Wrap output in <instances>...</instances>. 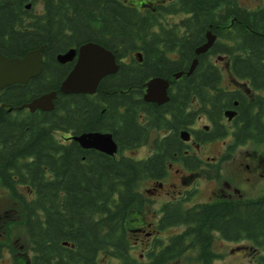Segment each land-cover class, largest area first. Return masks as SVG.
Returning <instances> with one entry per match:
<instances>
[{
    "label": "trees",
    "instance_id": "16d2710c",
    "mask_svg": "<svg viewBox=\"0 0 264 264\" xmlns=\"http://www.w3.org/2000/svg\"><path fill=\"white\" fill-rule=\"evenodd\" d=\"M43 2L44 15L32 17L24 10L25 0H0V53L9 59L23 58L44 47L41 74L24 85L5 88L0 105L19 106L45 93L58 94L52 111L14 115L0 109V186L27 187L32 192L22 225L32 250L39 254L37 263L42 258L44 264H64V258L89 264L98 252L112 251L133 264L127 235L134 224L121 221H131L147 204L143 182L160 180L175 157L183 156L180 131L199 115L217 119L223 108L238 100L242 125L237 143L259 145L263 140L259 113L245 111L249 105L240 101V94L222 88L218 70L206 58L227 55L232 75L251 91L259 88L264 77V7L250 12L238 0H178L182 17L169 25L154 14L135 13L115 3L108 11L93 2L91 7L90 0ZM22 19L29 21L30 29L22 26ZM210 26L220 41L197 58L193 73L172 81L166 103L144 102L145 83L154 77L170 80L172 74L187 70L194 48ZM170 27L185 32L177 35ZM77 38L101 45L118 59L141 51L142 63L120 64L115 74L101 79L94 95H61L58 87L68 66L55 58ZM156 43L173 53L176 45L178 60H165L166 51H158ZM69 132L109 133L118 153L110 157L65 143L59 135ZM147 145L151 149L146 158L123 155ZM185 167L193 171L197 163L186 161ZM13 195L24 203L15 190ZM163 212L164 227L182 226L183 235L193 237L190 241L199 247L196 259L202 264H213L209 252L213 234L229 241H251L262 251L255 264H264V195L219 199L192 209L169 205ZM164 255L158 256L157 264L165 262Z\"/></svg>",
    "mask_w": 264,
    "mask_h": 264
},
{
    "label": "flooded vegetation",
    "instance_id": "af4514ba",
    "mask_svg": "<svg viewBox=\"0 0 264 264\" xmlns=\"http://www.w3.org/2000/svg\"><path fill=\"white\" fill-rule=\"evenodd\" d=\"M90 1H91V7H93L92 5V2H93L94 4H98L100 6V9L102 8L108 11L110 10L109 4L115 3L117 7L119 8L121 7L123 9L125 8L132 9L135 13L149 12L152 15L154 14L157 17L163 19V21L161 22L162 24H167V23L169 25L178 24L179 19L182 17L181 12L178 11V7H179L178 0H90ZM26 5H30L29 9L25 8ZM239 6L242 7L240 4ZM263 7H264V0H260L259 6L254 10L246 9L244 7L242 8L246 9L247 11L254 12ZM36 8H39V10L33 11ZM167 8H172L171 10H169V13L166 12ZM24 10L26 12L29 11L30 16L32 17H42L45 13L44 2L43 0H29V1L25 0ZM182 15L183 17L190 16V14H186V15L182 14ZM22 20H23L22 26H25L26 29H30L29 21L24 20V19ZM226 28L230 29V27H225V29ZM19 29H20V26H18V30ZM158 29L159 28H155L153 32L158 33ZM170 29H172L175 32V34L177 33V35H181L182 33L185 32V28L179 30V29H173L170 27ZM210 29H211V26L209 27V30L203 35V41L200 43L199 46L203 45L206 42V34L208 32L211 33L213 36H215L214 44L220 41V39L216 35H214V33L210 31ZM89 43L95 44L94 42L89 41L87 39L81 40L77 38L75 43L72 44L71 47L67 50V51L69 50L75 51V56L73 60L69 63L60 64L56 61V58H55V61L59 65L68 66V72L66 76L63 78V80L60 82V84L65 80L67 75L70 73V71L76 64L77 59L79 57L80 47L83 45L89 44ZM156 44H159L157 45V47L159 46L158 51L162 53L166 51V54L164 55L165 60L170 61V62L178 60L179 55L176 52L178 51V47H176V45L173 46L174 51H175V53H173L171 52V49H168V50L164 49V45L162 43H156ZM227 44H231V43L227 42ZM118 48L121 49L120 46H118ZM196 48H194L193 50L192 60L194 59V51ZM67 51L60 53V54H65ZM137 54H139L140 57H138ZM204 54H201V55H204ZM142 56H143L142 52L137 51L131 54L130 56L126 55L120 59L116 58L115 56L114 57L119 67L120 64L129 65L132 62L141 64ZM206 59L215 69L218 70L221 78L223 76V72H226L224 76L226 75V79L229 80V85L231 89L227 87L225 90H227L228 92H238L241 96L240 101L244 100L246 105L247 104L249 105L248 106L249 109L245 111H247L248 113H251V110H254L255 113H259L260 124L264 125V77L263 78L261 77L262 85H260V87L257 88L255 91H251V89L248 88L245 81L238 80L235 76L232 75V73L230 72L231 62L227 55L225 56L217 55L216 57H212L211 55H208ZM188 69L189 67L187 68V70L181 71V72H184V74L177 80H180L183 77H189L190 75L186 76L185 74L188 71ZM177 73H174V74H177ZM174 74L171 75L172 80L165 79L170 82L169 85L172 83L173 80H175L173 78ZM59 87H58V93H60ZM144 89H145V85H144ZM144 89H143V93H144ZM52 92H55V91H52ZM78 95H82V94H78ZM65 96H68V95H65ZM37 97L25 103H22L19 106L8 107L7 105H5V107L2 109L7 108L8 112L14 115L17 113L34 115L37 113L40 114L42 112H47V111H40V110H35L34 112H30L27 108L20 109L22 106L30 103L32 100L36 99ZM57 98H58V94L56 95V100ZM239 104L240 103L238 100H234L232 101V103H229L227 107L223 108V110L220 112L217 119L208 118L206 115H199L195 117L192 123L187 126V130H182V131L188 132L189 134L188 141L184 142L180 140V133H181L180 131L179 140L183 144H185V150H184L183 156L175 157L176 158L175 163H171L168 165L162 178L160 180L150 181L151 182L150 190H145L143 193L144 201L147 204L149 203L148 201H155L156 204H158V208L156 209V212L154 213L153 221L150 223L146 221H141L140 219L139 220L135 219L132 221H126V220L121 221L123 224H126V223L134 224L133 225L134 227L132 229H129L128 235H127L128 243H129L127 254L133 259V264H148L149 263L147 262L148 255L151 256L150 264H157L158 256L160 254H165L164 255L165 262L162 264H174V263L188 264L186 259H183V258L188 257L190 255L195 257L194 264H202L201 261H198L196 259L200 253L199 247L196 245V243L190 241V239L193 238L192 236L183 235V232L185 231V229L182 226H169V227L163 226L164 224L162 222V217L164 214L163 209L165 206L177 205V204L180 205L181 208L183 209H192L194 206H197L200 204H206V202L193 203V200H195V196H196L198 188L193 187V186L188 188L186 180L189 177L190 173H196V172H199V170H204L207 167H212V166L217 165V180H219V176L221 174V171H220L221 164L232 160L233 152L238 150L239 147L245 146L249 143L254 144L252 142H245L243 144L237 143L238 131L242 125L241 122L239 123L238 121V115L240 114L238 110ZM1 105H4V104H1ZM228 114H232V117L230 119L227 116ZM202 120L207 122V125H204L201 128V126H199V123ZM86 133H89V132H86ZM162 134L163 133H161V135ZM167 135H168V131L165 134V136ZM59 136H60V139L63 140V142L65 143L73 142V141H70L69 139L71 136H74L71 134V132L67 134H63V136L61 135ZM219 141L221 142L220 151L216 149L214 154L208 155V156H205V153L201 151L203 147L207 145H211V144L216 145L217 142ZM259 145H264V138L259 143ZM259 145H256V146H259ZM222 149H224L223 152H222ZM186 161L188 163L189 162L197 163V169L193 171H188L187 169H185ZM253 162H256V165L254 166L252 175L254 173L258 175L259 177H264V171H261L262 169L260 167V163L262 161L253 159ZM171 168H174V171H173V176L169 178V173H170L169 169ZM246 168H248V166H246ZM172 179L174 180L173 182H172ZM221 181H222L221 183L222 190H220L219 197L215 199L214 201H217L219 199L246 200L243 198V194L241 193V191L237 189V185L233 184L234 182L228 181V180H221ZM168 187H171L172 190H170ZM2 188L7 194L9 193V195L12 196V199L15 202L11 204H8V203L1 204L0 203V264H44V260L42 258H39V262L37 263L36 259L38 258L39 254L32 250L31 244L28 241V238L26 236V233L22 225V223L25 220L24 216H28V214L25 211V206L28 204V201L31 198L30 197V195H32L31 190L27 187H16L15 189H7L4 187ZM14 190L16 191V194L19 195L20 198L24 201V203L18 202L19 199L14 198V195H13ZM216 197H217V194H216ZM212 202H207V204L212 203ZM147 204H145L144 207H146ZM14 211H16L17 216L19 218L21 217L22 234L24 238L26 237V246L21 245L20 248H15L14 245L12 244L14 232H13V222L11 221L10 216L15 214ZM175 228H178L180 231L175 234L169 233V231L174 230ZM132 236L135 237L133 244H131V239L133 238ZM217 239L219 240L217 241ZM228 244H231V245H228ZM217 245H219L220 247L217 248ZM227 245L230 247H228ZM225 247L227 248V251L230 255H234V257L237 256V261L234 262V264H255L258 257L260 256L262 252L261 249L256 247L251 241H248V240L229 241V240H226L220 237L217 234H213L211 237L210 245H209V252L210 254L214 256L213 264H216V263L225 264L226 259H227V256H224ZM174 251L179 253L178 257L176 258L174 257V253H173ZM135 253H138V255H134ZM55 262L57 261L55 260ZM62 262L64 264H85L82 261L80 262V259L73 262L69 259L65 260L63 258ZM89 264H129V263H126V261H124L122 257L117 255V253H112V251L111 252L101 251V252H98L96 256L91 258Z\"/></svg>",
    "mask_w": 264,
    "mask_h": 264
},
{
    "label": "water",
    "instance_id": "95a60500",
    "mask_svg": "<svg viewBox=\"0 0 264 264\" xmlns=\"http://www.w3.org/2000/svg\"><path fill=\"white\" fill-rule=\"evenodd\" d=\"M29 1V0H26ZM30 5H26L29 9ZM215 36L211 33L206 34V42L195 49L194 59L192 60L188 71L185 73L189 76L193 73L197 65V57L206 53L214 44ZM44 47L27 53L23 58L8 59L0 54V91L14 85H24L29 80L38 77L42 71ZM74 50H69L65 54L56 56V61L60 64H66L73 60ZM140 57L139 54H137ZM118 65L114 55L93 43L83 45L79 49V57L76 64L67 75L65 80L60 84L59 92L63 95H93L102 78L115 74ZM184 72L173 75L175 80L179 79ZM169 81L162 78H152L145 84L142 99L146 103L162 105L169 99L168 88ZM56 92L43 94L30 103L22 106L20 109L27 108L30 112L35 110L52 111ZM5 105H1L0 109ZM11 110V109H10ZM230 119L232 114L227 115ZM70 141L77 143L82 149L93 150L104 155L113 157L117 153V145L109 133L89 132L78 136H71ZM182 141H188L189 134L187 131L180 133Z\"/></svg>",
    "mask_w": 264,
    "mask_h": 264
},
{
    "label": "rangeland",
    "instance_id": "374dc122",
    "mask_svg": "<svg viewBox=\"0 0 264 264\" xmlns=\"http://www.w3.org/2000/svg\"><path fill=\"white\" fill-rule=\"evenodd\" d=\"M238 2L242 7L252 10L256 9L260 4V0H238ZM38 10L39 8H36L33 11H38ZM224 74H226V72H223V76L221 78V86L223 89H226L227 87L231 89L229 85V80L226 79V75L224 76ZM204 125H207V122L202 120L199 123V126H201L202 128V126ZM220 143L221 142L219 141L217 142L216 145L213 144L207 145L203 147L201 151L205 153V156L212 155L215 153L216 149L220 151V147H221ZM150 149L151 148L147 145L133 151L124 152L123 155L128 158H132L133 160H140L146 158L150 154ZM223 150L224 149H222V152ZM232 155H233L232 160L221 164V169H220L221 174L219 176V180H217V165L212 167H207L204 170H199V172L196 173H190L189 177L186 180L188 188L192 186L198 188L193 203H198V202L207 203L217 199L220 195V190H222L221 180H228L234 182L233 184L237 185V189L241 191L244 199H254L264 194V177H259L254 173L252 175V171L254 169V166L256 165V162H253V159L262 161L260 163V167L262 169L261 171H264V145L256 146L254 144L249 143L245 146L239 147L238 150L233 152ZM246 166H248V168H246ZM169 171H170L169 178H171L173 176L174 168L169 169ZM173 181L174 180L172 179V182ZM150 187H151L150 181L143 182V184L141 185L142 193H144L145 190H150ZM168 188L172 190L171 187ZM14 202L15 201L12 199V196L9 195V193L7 194L0 186V203L11 204ZM148 202L149 203L147 204L146 207L143 208V210L134 213V218H131V221L135 219L138 220L140 219L141 221H146L149 223L153 221L154 213L158 208V204H156L155 201H148ZM14 213H15L14 215L10 216L11 221L13 222V232H14L12 244L14 245L15 248H20L21 245L26 246V237L24 238L22 234L21 217L19 218L17 216L16 211H14ZM179 231L180 230L178 228H175L174 230L169 231V233L175 234ZM132 237L133 238L131 239V244H133L135 239L134 236ZM218 240L219 239H217V241ZM219 247L220 246L217 245V248ZM226 251L227 248L225 247L224 256H227L225 264H231V263L234 264V262L237 261V256L235 255L236 257H234V255H230L228 251L227 252ZM134 255H138V253H135ZM183 259H186L188 264H194L195 261V257L191 255Z\"/></svg>",
    "mask_w": 264,
    "mask_h": 264
}]
</instances>
